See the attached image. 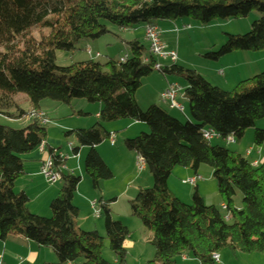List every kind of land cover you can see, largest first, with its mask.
<instances>
[{
    "label": "trees",
    "instance_id": "1",
    "mask_svg": "<svg viewBox=\"0 0 264 264\" xmlns=\"http://www.w3.org/2000/svg\"><path fill=\"white\" fill-rule=\"evenodd\" d=\"M260 16L244 36H227L216 54L204 58L217 61L237 53H264V0H0V117L23 120L38 113L48 101L70 107L73 101L101 106L98 123L88 129L65 134L73 138L76 156L87 149L83 170L93 191L112 175L95 148L110 136L103 125L121 121L146 126L141 134L123 142L125 150L141 159L153 187L139 191L129 203L131 217L150 233L153 261L147 264H177L187 255L198 264H214L212 256L264 253V162L252 165L235 152L213 147L202 139L205 131L218 140L233 138L239 144L246 132L264 120V73L239 83L231 92L209 85L194 72L171 64L156 73L182 81L188 119L181 123L157 107L140 111L135 94L141 82L155 71L156 60L144 44L130 43L125 64L108 61L104 65L88 61L68 68L55 66V54H70L79 43H94L111 34L138 28L157 27L161 23L192 21L200 27ZM37 32V39L30 36ZM146 62V63H145ZM25 97L29 110L16 102ZM46 126L29 122L21 131L0 127V243L16 236L39 249L51 251L57 264H126L123 244L128 231L113 222L106 205L105 238L96 232L77 228L79 212L72 205L81 180L60 173V190L50 202V218L32 215L28 199L15 192V184L24 177L22 159L46 148ZM253 145H264V132L255 130ZM56 170L63 163L52 156ZM203 167L211 171L219 202L226 208L228 222L216 206L206 207L193 190L190 205L172 197L167 182L175 168L196 175ZM241 196V209L233 205ZM114 263L101 257L104 241Z\"/></svg>",
    "mask_w": 264,
    "mask_h": 264
},
{
    "label": "rangeland",
    "instance_id": "2",
    "mask_svg": "<svg viewBox=\"0 0 264 264\" xmlns=\"http://www.w3.org/2000/svg\"><path fill=\"white\" fill-rule=\"evenodd\" d=\"M258 20H260V16L253 13L246 19L230 20L227 22L219 21L207 27H200L192 21H184L189 29H185L184 31H182L180 30V28H178L180 23H176V27L179 33L173 35V37H170V40L167 39L170 42L172 52H167V48L161 39L162 36L160 37V41L161 44L165 46V53H173L176 55L178 67L182 68L185 71L194 72L198 75H208L212 83L215 84V86L213 87H220L222 90L219 88L217 89L221 91L224 90L223 92H225L228 91L227 89L234 90V88L238 85L234 84V88H231V84H226L227 78L237 79V83H241L263 74L264 53H237L226 56L217 61L208 60L204 57L209 54H216L219 49L225 44L227 36L236 37L248 34L252 23ZM108 30L111 34L94 42L93 45H91L92 43H89L88 45H85L86 43H79L74 47L73 53H56L55 66L57 68H68L84 61H93L101 65H104L108 61L117 62L119 58L124 57L128 54V47L123 43L118 42V39L120 41L125 40L127 35H122L115 29L109 28ZM136 30L135 31L138 34H141L140 28ZM135 31H128V33L124 34H130ZM37 36L38 33L33 32L30 37L32 39H37ZM143 44L144 47L147 48L146 44ZM88 51H91V58H89L87 55ZM96 53H98L99 55V58L97 59H95ZM155 60L156 65L160 68H164V65H171L168 60H166V62H163L160 58L158 59V57ZM226 68H228V70ZM218 73H221L223 75L219 76L217 75ZM173 81L181 87L184 86L182 81L176 80L174 78H164L156 72H154L149 78L144 79L142 81L141 88L135 94V101L139 105L140 111L145 112L148 107H150L148 106L149 103L157 104V107L161 108V110L163 111H166L164 109L165 105L159 100V94L165 87L166 82ZM16 102L22 111L26 112L29 109L25 97H17ZM82 106H88L87 108L89 109L86 111L88 115L80 118L78 116V113L80 109H83ZM98 106L100 105H90L85 101H73L70 107H65L48 101L41 103L40 110L47 121L45 143L48 144L51 149L59 148L58 154L62 155L63 158L67 156L69 160H74L69 146L72 145L75 148V141L73 138L66 139L65 134L70 133V131H75V129H90L94 127L98 123V121L95 119L96 108ZM185 109L186 114L188 115L187 108L185 107ZM181 123L184 122L181 121ZM27 125L28 121L26 119L16 121L0 117V127L7 128L12 131H21ZM108 126H110V128ZM112 126H115V123L103 125V129L107 133H114L115 130H110ZM255 126L256 128H254V130H250L245 134L246 137H244L239 144L226 146L224 141L222 140H213L211 142V146H218L220 148L228 150L229 152H237L245 157L249 149H254V131L260 129L258 128V126H260L263 128V130L260 129L258 131L264 132V120L256 123ZM116 133L117 134H115V136L117 138V142L116 149L114 151L116 152V155L113 153V157H110L112 159V162H107L109 166V168L107 167V169L112 175V180L100 183L99 190L93 191L90 186L89 180L84 174V160L80 165V172L75 174V176L79 178L83 183L80 189L82 193L80 194L92 195L91 199L83 197L78 198V200L81 202V210L79 215H81V222H84L89 227L88 229H91V232H97L98 236L104 239V213L100 210V218L98 220H94L92 211L88 207L87 202L94 200L101 201L107 206L111 220L113 222L121 224L129 233V238L125 240L123 248L126 252V264H147L154 259V251L148 244L150 240V233L144 229L139 220L131 217L129 203L135 200L139 190L151 189L153 187V182L151 180V177L145 170L139 174L136 168L135 170L127 169L126 161L122 154H128L123 146L124 141L133 140L139 137L141 134L148 135L149 132L148 129H146L145 132L141 133L137 128H134L129 130H117ZM126 133L127 135H123ZM104 143L108 144V141ZM117 151H120L121 153L119 154L117 153ZM106 159L107 158H105V161ZM246 160H248V157L246 158ZM73 165H75V163H73ZM181 170V168H175L173 170L174 172L173 174H171L168 180V192L170 191L169 194L180 203L188 206L191 204V197L194 188L184 185V182L186 180L184 181V179H182V175L180 173ZM201 170L203 171H200L197 176L202 180V183L199 184L201 187V194L203 195L204 199L203 203L207 207H218L220 202L216 199V183L213 180L212 176L208 173L209 169L203 167ZM41 186L43 191L52 192L60 190L59 184L50 187L45 183V181L44 184H41ZM15 192H17V190ZM114 201L115 203H113ZM44 204L45 202L38 200L36 203H32V205L27 207V210H33L37 214L43 215L42 210L45 209ZM233 205L235 207L241 206V196L239 194L234 197ZM37 214L33 215L45 219L50 218V212L47 217L39 216ZM42 252L46 256V258H42V263L57 264V259L51 251L43 250ZM185 256L186 254L183 255L180 259H177V264H194L192 262L193 260L191 259L188 262L182 263L181 259L187 260ZM101 257L108 263H111L114 260L113 256L108 250V242L106 240L103 242Z\"/></svg>",
    "mask_w": 264,
    "mask_h": 264
},
{
    "label": "crops",
    "instance_id": "3",
    "mask_svg": "<svg viewBox=\"0 0 264 264\" xmlns=\"http://www.w3.org/2000/svg\"><path fill=\"white\" fill-rule=\"evenodd\" d=\"M177 23H180L178 28H180V30H182V31L189 28L185 22H177ZM157 27L162 32V38L161 39L167 48V52H172L170 42L168 40H170V37H173V35H176L179 33V31L176 27V23H161V24H158ZM140 29H141V34H138L136 32L137 30L135 32L130 33V34H124V33H128V31L120 32L122 35H127V37L123 41H120L118 39V42H121L126 46H128L132 42H138V43L143 44L144 43V39H143L144 38V28H140ZM88 44L89 43H86L85 45H88ZM93 44L94 43H92L91 45H93ZM95 55H98V53H96ZM121 58H119L117 62H119V60ZM176 60H177V57H176ZM84 62H81V63H84ZM175 65L177 66V61H176ZM169 66L170 65H168V66L164 65L163 67H169ZM226 69L228 70V68H226ZM217 75H219V73ZM198 76H200L204 81H206L212 87L215 86V84L212 83V81L209 79L208 75L199 74ZM228 80H230L231 82ZM226 82H227L226 84H228V85L231 84L230 85L231 88L232 87L234 88L235 85L239 84V83H237L238 82L237 79H234V78L233 79L227 78ZM141 84H142V82H141ZM170 85H177L181 89H183V90L185 89V86L181 87L180 85H178L174 81L173 82H166L165 87L163 88L162 92L159 94V100H160L161 94ZM217 88L221 89L220 87H217ZM227 90L228 91H225V92L229 93V92H231L232 89H227ZM153 102H155V101H153ZM136 104H137V102H136ZM78 105H82V104H78ZM156 105L157 104L149 103L148 106L157 107ZM137 106L139 108L138 104H137ZM82 107H83V109H80V111L78 113V116L80 118L88 115L86 113V111L89 109V108H87L88 106H82ZM185 107H186V102L184 103V114L183 115H179L175 111H170L166 105L164 106V109L166 111H163V110L162 111L165 112L170 117H172L173 119H175L179 122H181V121L184 122V120L186 118L188 119V115L186 114ZM157 108H159V107H157ZM159 109L161 110V108H159ZM100 111H101V107L98 106L96 108V113H95V119L97 121H98V115H99ZM38 112L41 113V110ZM41 114H43V113H41ZM181 118H182V120H181ZM108 127L110 128V126H108ZM84 128H86V127H84ZM134 128H137L139 130V132H141V133L145 132V130L147 129L146 126H144V125L122 121V122L115 123V126L111 127L110 130H115L114 133L109 132L108 134H109V136H114L115 139H117L115 136V134H117L116 133L117 130H119V131L120 130H129V129H134ZM255 128H256V126H255ZM258 128L263 130V128L260 126H258ZM260 129H258V130H260ZM79 130H88V129H75V131H79ZM70 132H74V131H70ZM246 133H248V132H246ZM123 135H127V133L123 134ZM244 137H246V136L244 135ZM116 142L117 141H115V147L114 148L109 147V144H106V143L95 148L96 154L102 160L104 165L108 168H109V166H108L107 162H112V159L110 157H113V153L116 155V152H114L116 149ZM70 146H71V148H74L72 145H70ZM46 148L51 149L48 144H46ZM51 150H59V148L58 149H51ZM88 152L89 151L87 149H80L76 156L72 155L74 160H69V158L67 156H65L64 158H66L68 160H66L63 163V166H62L63 172L62 173H67V174L75 176L76 173L80 172V165H81L82 161L85 159ZM117 153L120 154L121 152L117 151ZM235 153H237V152H235ZM237 154L240 155L241 157H243L241 154H239V153H237ZM122 156L124 157V159L126 161L127 169H131V170L134 169L135 170V168H136L135 163H136L137 158L129 152H128V154H122ZM246 156L248 157V160H249V161L248 160L247 161L251 165L252 164H257L258 166L261 165L264 162V145L259 149L255 148V147H254V149H249L246 153ZM246 156L243 158L246 159L247 158ZM105 158H107L106 161H105ZM44 159H45L44 156H40L36 152L31 154L30 156L24 157L21 160L23 167H24V177L19 182H17L15 184L14 189H15V191L17 190V193H23L27 197V199H28L27 207L32 205V203H36L38 200L45 202V204H44L45 209L42 210L43 215L37 214L35 211H33V210L30 211L29 209H28V212L32 215L37 214L39 216L47 217L49 215V210H47V209H49V204L51 201H53L57 197L59 191L49 192V191H43L42 190L41 184H44V180L40 176V169L42 167V163H43ZM73 163H75V165H73ZM200 171H203V170H200ZM200 171L196 175H193L190 171L182 169L180 173L182 175L181 176L182 179H184V181H185V180H189V179L198 177L197 175L200 173ZM173 172H172V174H173ZM208 173L212 176L211 171H209ZM198 178H200V177H198ZM145 183H147V182H145ZM168 183H169V181L167 182V189L169 190ZM199 183H202V180ZM198 184L196 185V187L194 189H196L198 195L200 196V198L204 202L203 195L201 194V190H200L201 187H200V184L199 185ZM82 185H83V183L81 182L79 184V186L77 187V190L75 193V199L73 198V202H72L73 207L78 210L79 214H80V210H81V206H80L81 202L78 200V198L83 197V198L91 199V197H92L91 194H85V195L80 194V193H82L80 191ZM59 187H60V184H59ZM147 190H149V189H147ZM139 191H142V190H139ZM216 195H217V192H216ZM216 199H217V201H219L218 195H217ZM87 202H88L89 208H90V204H93V203H95L98 207H99V202L101 203V205H105L99 200L98 201H96V200L87 201ZM113 203H115V201ZM208 207H211V206H208ZM220 207H222V205L219 203L217 208H220ZM234 208L237 211H239L241 209V206L240 207L234 206ZM77 228L79 231H82V232L83 231L91 232V229H88L89 227L84 222H81V215H79L78 220H77ZM123 248H124V244H123ZM43 250L44 249H39V248L35 247L33 244L26 242L25 240H23L19 237H16V236L9 237L4 243H0V257L2 258L3 264H48V263H42L43 262L42 258H44V257L46 258V256L42 252ZM217 256H218V264H264V253L261 255H249V256L248 255H242V254L232 255L229 253V251L225 250V251H222ZM185 258H187V260L181 259L182 263L188 262L190 260V258L187 255L185 256ZM192 262L194 264H198L196 261H192ZM111 263H114V260Z\"/></svg>",
    "mask_w": 264,
    "mask_h": 264
},
{
    "label": "built area",
    "instance_id": "4",
    "mask_svg": "<svg viewBox=\"0 0 264 264\" xmlns=\"http://www.w3.org/2000/svg\"><path fill=\"white\" fill-rule=\"evenodd\" d=\"M189 28H187L188 30ZM162 36V32L158 27H146L144 28V43L147 46L148 53L151 57L154 59L160 58L163 62H166L168 60L169 63L175 64L176 63V55L173 53H165V46L161 44L160 37ZM87 55L89 58H91V52L88 51ZM99 58L98 55L95 56V59ZM127 61V57L124 56L119 60V64H125ZM146 63V62H145ZM160 70V67L156 66L154 71L158 72ZM219 76H222V74H219ZM160 101L168 107L170 111H175L179 115L184 114V90L181 89L177 85H170L167 87V89L161 94ZM28 123L32 121H36L40 123L41 125L46 126L47 121L43 114L41 113H31L27 115L25 118ZM202 139L206 143H211L213 140H218V137L213 132L205 131L202 133ZM115 137L110 136L108 140L109 147L114 148L115 147ZM224 143L226 146H232L235 145V142L233 138H227L224 140ZM69 149H71V146H69ZM36 153L40 156H44L45 159L42 163V167L40 169V176L43 178L45 183L52 187L56 186L57 184L61 183V176L60 173L63 172L62 168H59L58 170L55 169L53 161L46 153V148L44 145H41L37 150ZM52 156L55 158H58L60 162L64 163L67 159L63 158L58 152H53ZM257 164H252V168H257ZM135 167L137 169V172L140 174L145 170L144 162L137 158ZM201 182V179L198 177L186 180L184 182V185L195 188L196 185ZM90 210L92 211L94 220H98L100 218V209L99 207L93 203L90 204ZM220 211L224 214V222H228L229 218L226 215V208L224 206L220 207ZM212 261L214 264H218V256L214 255L212 256ZM0 264H3V261L0 257Z\"/></svg>",
    "mask_w": 264,
    "mask_h": 264
}]
</instances>
